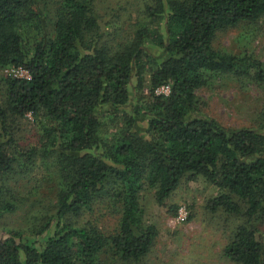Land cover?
<instances>
[{
	"label": "trees",
	"instance_id": "16d2710c",
	"mask_svg": "<svg viewBox=\"0 0 264 264\" xmlns=\"http://www.w3.org/2000/svg\"><path fill=\"white\" fill-rule=\"evenodd\" d=\"M95 7V0H0V70L28 73L3 78L0 179L38 161L56 191L53 214L32 231L41 239L0 233V264H96L104 250L119 264H146L158 231L142 223L140 192L154 189L163 204L187 173L220 190L206 201L210 213L242 216L222 258L264 264V94L254 125L196 114V91L209 74L264 89V62L212 45L217 31L264 22V0H153L145 19L119 37L108 29L116 15L106 21ZM163 84L169 93L156 95ZM28 113L36 141L22 143L15 131ZM99 198L119 205L112 234L75 223ZM17 202L0 187V214Z\"/></svg>",
	"mask_w": 264,
	"mask_h": 264
},
{
	"label": "rangeland",
	"instance_id": "374dc122",
	"mask_svg": "<svg viewBox=\"0 0 264 264\" xmlns=\"http://www.w3.org/2000/svg\"><path fill=\"white\" fill-rule=\"evenodd\" d=\"M151 1L95 0V8L106 21L116 15L108 29L113 31L118 28L119 37L133 31L132 23L136 18L145 19L142 9L145 3ZM212 45L223 53L239 56L246 54L264 62V22L260 21L256 25L242 23L237 27L217 31ZM24 74L23 69L2 68L0 98L4 90L3 78ZM243 79L209 74L207 84L196 91V114L212 117L229 127L254 125L262 106L264 89L251 81L243 82ZM147 93L145 88L144 95ZM132 99L135 100L134 93ZM33 119L34 116L28 113L15 131L22 143L36 141ZM43 172L37 161L30 171L17 165L0 179V187L13 190L18 200L14 211L0 214V233L22 230L29 241L42 238L33 233L34 225L44 224L46 217L53 214L56 192L53 180L43 175ZM219 192L218 187L202 175L193 176L189 173L181 178L163 204L156 201L154 189L144 187L140 192V203L144 210L142 223L154 224L158 231L154 245L145 259L146 264H230L222 258L221 250L242 216L228 215L222 211L210 213L205 208L206 201ZM174 206L177 211L173 215L171 208ZM180 207H185L188 212L187 219L182 222L176 219ZM119 211V205L113 200L99 198L94 203L93 211L80 214L75 223L82 226L95 224L103 232L112 234L117 228ZM96 264L119 263L114 261L110 250H104Z\"/></svg>",
	"mask_w": 264,
	"mask_h": 264
},
{
	"label": "built area",
	"instance_id": "2783aa9c",
	"mask_svg": "<svg viewBox=\"0 0 264 264\" xmlns=\"http://www.w3.org/2000/svg\"><path fill=\"white\" fill-rule=\"evenodd\" d=\"M16 69H18V68H16ZM19 69H22V68H19ZM24 72H25V74L23 76H20V77H28L27 71L24 70ZM169 91H170V86L168 84H163V85L158 86L155 89L154 93L156 95H167L169 93ZM187 216H188V212H187L186 208L180 207L178 212H177V217H176L177 221H179V222L185 221L187 219Z\"/></svg>",
	"mask_w": 264,
	"mask_h": 264
}]
</instances>
